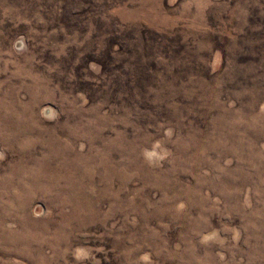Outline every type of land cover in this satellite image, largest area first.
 I'll return each mask as SVG.
<instances>
[{
    "label": "rangeland",
    "instance_id": "374dc122",
    "mask_svg": "<svg viewBox=\"0 0 264 264\" xmlns=\"http://www.w3.org/2000/svg\"><path fill=\"white\" fill-rule=\"evenodd\" d=\"M0 264H264V0H0Z\"/></svg>",
    "mask_w": 264,
    "mask_h": 264
}]
</instances>
